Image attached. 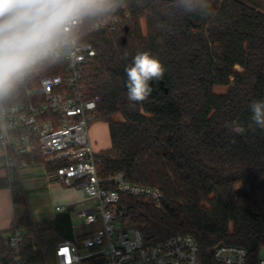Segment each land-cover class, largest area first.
Segmentation results:
<instances>
[{"label": "trees", "instance_id": "trees-1", "mask_svg": "<svg viewBox=\"0 0 264 264\" xmlns=\"http://www.w3.org/2000/svg\"><path fill=\"white\" fill-rule=\"evenodd\" d=\"M203 2L211 8L201 0L188 6L185 0H120L114 11L83 20L79 39L96 49L84 66V83L111 137V146L98 153V174L107 179L122 172L129 182L163 191L160 206L121 194L123 218L148 239L187 233L205 264H215L212 250L221 243L245 247L257 262L264 247V129L252 122L250 104L264 100V0ZM115 18V28L89 30ZM141 51L158 57L166 71L150 82L148 99L133 107L125 68ZM232 121L246 132L232 131L226 126ZM3 186L12 188L14 207L10 228L0 231L3 258L10 254L5 234L16 227L39 244L31 251L33 264L47 262L58 240L83 238L68 212L35 220L19 179L0 178Z\"/></svg>", "mask_w": 264, "mask_h": 264}, {"label": "built area", "instance_id": "built-area-1", "mask_svg": "<svg viewBox=\"0 0 264 264\" xmlns=\"http://www.w3.org/2000/svg\"><path fill=\"white\" fill-rule=\"evenodd\" d=\"M118 21L97 22L89 30L115 28ZM82 24L75 26L66 53L0 99V165L6 180L19 179V170L38 162L40 154L44 164L62 162L46 172L49 184L82 188L96 202L79 208L77 215L87 224L101 222V226L82 234L79 241L58 240L54 249L57 264H205L201 247L190 234L154 241L141 229L119 223L126 220L119 205L122 193L144 196L156 206L161 205L164 193L156 186L129 182L122 172L107 179L98 174L100 158L90 127L101 118L97 98L89 95L83 78L84 66L96 49L80 41L77 31ZM108 182L116 187H107ZM56 209L64 211L66 207L58 205ZM4 244L10 254L6 258L0 255V264H33L29 261L31 251L39 244L25 227L11 229ZM212 253L215 264H264V257L255 262L240 245L221 243Z\"/></svg>", "mask_w": 264, "mask_h": 264}, {"label": "clouds", "instance_id": "clouds-1", "mask_svg": "<svg viewBox=\"0 0 264 264\" xmlns=\"http://www.w3.org/2000/svg\"><path fill=\"white\" fill-rule=\"evenodd\" d=\"M120 0H0V99L11 95L31 74L68 50L75 26L83 20L114 11ZM190 0H185L188 6ZM203 7L211 5L201 0ZM165 67L148 51L138 52L125 68L127 99L144 102L151 81H160ZM251 120L264 129V100L250 104ZM243 135L237 121L226 124Z\"/></svg>", "mask_w": 264, "mask_h": 264}, {"label": "crops", "instance_id": "crops-1", "mask_svg": "<svg viewBox=\"0 0 264 264\" xmlns=\"http://www.w3.org/2000/svg\"><path fill=\"white\" fill-rule=\"evenodd\" d=\"M90 136L94 145V149L97 153L101 150L111 146V137L108 122L104 120H98L94 122L90 127ZM34 164H40L39 166L29 165L22 167L19 170V180L23 184L28 203L32 210L33 217L37 221L54 219L59 213L69 212L70 208L74 204H79L84 201V192L79 187H68L59 183L49 184L46 181V172L49 170L46 164L43 162H36ZM43 171V176H42ZM5 169L0 165V178H5ZM44 178L42 183L45 184L43 189L50 193L54 197L51 207H38L36 206L37 196L39 192L34 191V185L38 179ZM42 189V191H43ZM58 205L65 206L66 210L59 211L56 209ZM14 218V207L12 199V188L10 186L0 187V231H7ZM101 226V222H99ZM92 232V231H91ZM7 233L5 234V236ZM55 249V247H54Z\"/></svg>", "mask_w": 264, "mask_h": 264}, {"label": "rangeland", "instance_id": "rangeland-1", "mask_svg": "<svg viewBox=\"0 0 264 264\" xmlns=\"http://www.w3.org/2000/svg\"><path fill=\"white\" fill-rule=\"evenodd\" d=\"M224 89H225V87H218L217 88L218 91H223ZM32 165L39 166L40 164H32ZM42 176H43V171H42ZM43 179L44 178L40 177V179H38V181L34 185H32V187L35 188L34 191L39 192L38 194H36V196H37V202H36L37 205L36 206L41 207V208L42 207H51L52 204L54 203L53 202L54 197L51 196L50 193L45 191V189H43V187L45 186V184L42 183ZM42 189H43V191H42ZM83 192H84L83 194L85 196L83 199L84 201H82V203H79V204H74L69 210L73 229H74L76 236L82 235L84 233H88L91 231H95L100 226L99 222L93 223V224H87V223H85V221L82 218H80L77 215V211L79 210V208H86V207H89V206L96 204V202L93 199H90L87 196V194L84 190H83ZM119 223H121L123 225H129L130 224L128 220H124V221L122 220ZM47 263L48 264H57V261L55 259V255H54V246L52 247V251L48 255Z\"/></svg>", "mask_w": 264, "mask_h": 264}, {"label": "water", "instance_id": "water-1", "mask_svg": "<svg viewBox=\"0 0 264 264\" xmlns=\"http://www.w3.org/2000/svg\"><path fill=\"white\" fill-rule=\"evenodd\" d=\"M259 257L260 258H263L264 257V247L261 249Z\"/></svg>", "mask_w": 264, "mask_h": 264}, {"label": "snow or ice", "instance_id": "snow-or-ice-1", "mask_svg": "<svg viewBox=\"0 0 264 264\" xmlns=\"http://www.w3.org/2000/svg\"><path fill=\"white\" fill-rule=\"evenodd\" d=\"M64 251L66 252L67 250L65 249Z\"/></svg>", "mask_w": 264, "mask_h": 264}]
</instances>
